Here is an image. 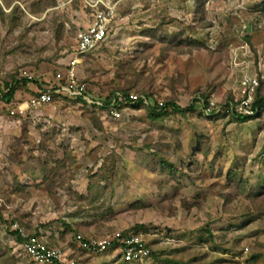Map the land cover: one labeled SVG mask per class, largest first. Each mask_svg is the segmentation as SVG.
Masks as SVG:
<instances>
[{
  "label": "rangeland",
  "instance_id": "rangeland-1",
  "mask_svg": "<svg viewBox=\"0 0 264 264\" xmlns=\"http://www.w3.org/2000/svg\"><path fill=\"white\" fill-rule=\"evenodd\" d=\"M105 6L107 38L78 77L95 96L153 91L179 110L111 120L65 99L20 113L35 84L0 96V264H36L12 239L18 228L69 245L76 232L134 226L151 254L131 264H264V110L243 122L193 101L238 99L243 77L264 97V0H0V90L15 74L52 83Z\"/></svg>",
  "mask_w": 264,
  "mask_h": 264
},
{
  "label": "built area",
  "instance_id": "built-area-1",
  "mask_svg": "<svg viewBox=\"0 0 264 264\" xmlns=\"http://www.w3.org/2000/svg\"><path fill=\"white\" fill-rule=\"evenodd\" d=\"M95 12V13H94ZM91 14V20L88 26L80 30L77 34L76 46L70 54L65 67L62 71L57 72L53 76L56 87L47 86L45 90H40L36 95L31 96L23 104L18 105L17 112L23 113L27 109L38 108L51 102L52 94H62L68 97L83 96L85 86L78 77V68L81 65L83 57L88 53L95 51L107 38L109 30V22L112 17V9L105 6L102 9H97ZM25 78L32 79L29 74L24 73ZM241 97L235 100L227 99L223 105H217L211 99L196 97V103L202 106L205 114L218 113L223 111L231 114L251 115V102L253 101V93L257 89L258 80L256 77H243L239 83ZM141 98L144 104H152V100L139 96L136 93H130L128 98L123 97L120 93H115L111 103L107 104V112L113 119L120 117V110L116 108L117 101L122 103L128 100L130 103H135ZM83 98L90 105L100 106L102 102L98 99H91L88 96ZM97 103V104H96ZM158 106H163V103L158 101ZM27 110V111H28ZM16 111V110H15ZM15 111H11L14 114ZM20 242H18L21 252L28 256L30 261L36 264H77L73 258L75 249L81 250L88 254H100L112 248L116 255H119L126 262H142L149 257L150 250L144 236L141 233L128 231L122 233L117 230L103 237L89 236L86 237L80 232L72 235L70 245L60 244L56 246H48L47 241L43 236H36L24 232L21 228L16 229Z\"/></svg>",
  "mask_w": 264,
  "mask_h": 264
},
{
  "label": "trees",
  "instance_id": "trees-1",
  "mask_svg": "<svg viewBox=\"0 0 264 264\" xmlns=\"http://www.w3.org/2000/svg\"><path fill=\"white\" fill-rule=\"evenodd\" d=\"M76 46V44H75ZM75 46H74V49H75ZM101 46V45H100ZM93 52H90L88 53L87 55L89 54H92ZM86 55V56H87ZM61 66V65H60ZM65 67V64H62V66L60 68H57V70H55V74L59 71H62ZM19 76V77H18ZM18 76L15 74L14 77L10 78V80L8 82H4L3 86L2 87V90H0V96L1 98L4 99V101H7V102H10L14 99V94L17 90L21 89L22 87L24 88V90L26 91L27 89V86L28 84H35L36 86V90L35 92L32 93V96L36 95L40 90H45L48 87L51 86V88H54L56 87V83L53 82L50 83L48 82L46 88L43 87V83L41 84L40 81H36L35 79H30L28 80L27 78L23 77V76H20L18 74ZM79 80L81 81V83L84 84L85 86V91L83 93V96H88L90 97L91 99H99L102 104L100 106L98 105H90L88 104V102L83 98V96H76L74 98L72 97H68V96H65V95H62V94H52V99H51V102L46 104V105H53L55 104V102H57L58 100H69L84 107V108H90V110H92V112H95L97 115H101L103 117V119H111V120H115L113 119L110 115H108V112H107V104L108 103H111L112 101V98L114 96L115 93H120L123 97H126L128 98V95L130 93H136L137 95L139 96H142V97H145L149 100H152V104H144L141 100V98L139 97V99L137 100V102L135 103H130L128 100H126L125 102H118L117 101V105H116V108L118 110H120V113L122 111V109L124 108H130V107H142V108H145L147 109V112H148V116L150 118H158L162 115H165L167 113V108L170 107V108H174L175 110L178 109L179 110V107L177 105H175V103L173 101H163V106L162 107H159L157 105V102H158V98L156 97V95L154 94V92H147V91H142V92H137V91H133V90H129V89H125V88H116V89H112L110 90L109 92H103V93H100L99 96H95L93 90H90L86 84L87 82L85 81V79H81L79 78ZM46 85V84H45ZM258 87H259V82H258ZM258 87H257V90H258ZM255 90V91H257ZM204 96L203 94H199L197 93L196 96ZM197 96V97H198ZM200 96V97H201ZM205 99H208L207 97H204ZM229 99H232V98H229ZM195 103H196V97H195V100H193ZM45 106V105H44ZM44 106H39V108H43ZM188 110H193V107H188L187 108ZM251 109L253 111V114L251 115H245V114H236L235 116L237 117V119L245 122V121H249V120H252L253 118L256 117L257 114H259L261 111L264 110V97L260 96L259 95V92H255V95H254V99L253 101L251 102ZM182 111V110H180ZM232 115V114H231ZM140 226H134L133 228H129V229H115L114 231H121L122 233H126L128 231H133V232H136L138 233V230H139ZM114 231L110 232V233H107V234H111L113 233ZM32 234V233H31ZM74 234V233H73ZM105 234V235H107ZM11 235H12V239H14L15 241L17 242H20V237H19V234L17 232V230H13L11 231ZM33 235H36V236H41L40 234L38 233H33ZM105 235H100L98 237H103ZM86 237H89V236H93V235H85ZM47 241V245L48 246H56L57 244H54L52 243L51 241L49 240H46ZM70 246H72L74 248V246L72 245V243L70 242L69 244ZM150 250V249H149ZM76 252H83L81 250H78V249H75V252L73 253V258L75 259L76 263L79 264V261L76 257ZM105 252H113L112 248H109L108 250L104 251L103 253ZM84 253V252H83ZM103 253H100V254H103ZM100 254H96V255H100ZM150 254H151V250H150ZM149 254V256H150ZM26 256V255H25ZM27 258H29L28 256H26ZM124 263H127V264H131L133 262H126L124 261Z\"/></svg>",
  "mask_w": 264,
  "mask_h": 264
},
{
  "label": "crops",
  "instance_id": "crops-1",
  "mask_svg": "<svg viewBox=\"0 0 264 264\" xmlns=\"http://www.w3.org/2000/svg\"><path fill=\"white\" fill-rule=\"evenodd\" d=\"M66 62H67V60H66ZM66 62H64V64L66 63ZM78 73V72H77ZM78 76H79V74H78ZM47 86V84L46 85H43V87H46Z\"/></svg>",
  "mask_w": 264,
  "mask_h": 264
}]
</instances>
